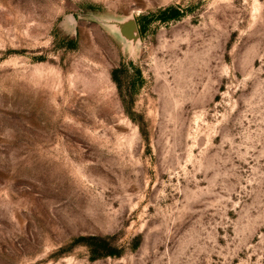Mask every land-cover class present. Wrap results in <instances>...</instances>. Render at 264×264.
<instances>
[{
    "label": "rangeland",
    "instance_id": "1",
    "mask_svg": "<svg viewBox=\"0 0 264 264\" xmlns=\"http://www.w3.org/2000/svg\"><path fill=\"white\" fill-rule=\"evenodd\" d=\"M0 264H264V0H0Z\"/></svg>",
    "mask_w": 264,
    "mask_h": 264
},
{
    "label": "trees",
    "instance_id": "2",
    "mask_svg": "<svg viewBox=\"0 0 264 264\" xmlns=\"http://www.w3.org/2000/svg\"><path fill=\"white\" fill-rule=\"evenodd\" d=\"M178 14V10L168 7L159 12L157 19L164 21L175 18L178 16ZM142 29L140 28V31H142ZM113 71H111V73H113ZM112 79H114L113 76ZM76 240L87 248L90 254V259L101 256H117L119 254V251L110 248L107 241L100 236H80L76 238Z\"/></svg>",
    "mask_w": 264,
    "mask_h": 264
},
{
    "label": "water",
    "instance_id": "3",
    "mask_svg": "<svg viewBox=\"0 0 264 264\" xmlns=\"http://www.w3.org/2000/svg\"><path fill=\"white\" fill-rule=\"evenodd\" d=\"M119 33L128 40L137 38V24L133 19H127L117 24Z\"/></svg>",
    "mask_w": 264,
    "mask_h": 264
}]
</instances>
